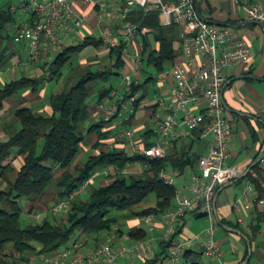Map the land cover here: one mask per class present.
Instances as JSON below:
<instances>
[{
    "label": "trees",
    "instance_id": "1",
    "mask_svg": "<svg viewBox=\"0 0 264 264\" xmlns=\"http://www.w3.org/2000/svg\"><path fill=\"white\" fill-rule=\"evenodd\" d=\"M12 22L11 17L0 12V28ZM126 22L136 25L141 34L143 29H149L148 33L141 35L142 72L147 74L148 80L144 83L134 81L129 90L127 86L124 90L125 100L140 94L134 104V113L125 121L131 126L148 94L145 87L158 83V76L175 63L178 56L175 43L180 39L184 41V29L176 23L162 25L159 10L147 11L141 6L133 8ZM103 44V39L87 37L58 53L53 61L39 64L45 70L41 78H23L0 89V109L7 98L28 89L38 92L45 84L60 81L67 69L74 68L73 58L87 47L99 48ZM126 48L125 40L111 47L113 65L109 71H86L78 74V77H66L64 89L50 98L52 115L38 113L26 105L15 109L14 121L6 128L7 138H0V264H30L33 258H53L73 239L77 243L83 242L84 246L92 241L99 246L100 242L106 240L105 236L113 234L116 229V233L123 236L124 224L120 219L126 216L143 220L142 225L129 232L134 240L142 241L148 237L145 224L151 215L160 217L176 208L177 186L165 183L162 174L171 168L184 174L187 169L199 167L203 154L195 145L201 146L203 143L201 131L194 132L189 149L187 146L180 151L176 148L175 152L164 158L149 159L130 153L125 148L104 150L100 141L109 138L110 132H104L103 129L117 118L111 122L102 117L99 122H93L91 118V84L100 80L107 82L112 76H122L126 66ZM150 68L155 69V74L147 72ZM114 92L113 87L103 88L99 93L101 104L105 99L115 98L112 95ZM17 123L21 124L19 128ZM93 133L99 136L95 145L98 152L78 160ZM148 134L154 135V131ZM152 145L146 142L144 147ZM19 158L24 161L21 168L15 165ZM136 163L143 165V172L128 173L129 167ZM107 168L115 170V175L104 176L115 178L112 183L102 186L98 176L87 192L72 202L64 218L55 216L51 211L55 204L66 199L94 174L104 172ZM59 170L65 171L57 176ZM252 170L255 175L250 173L245 180L254 185L258 203L264 200V168L258 163ZM52 194L55 195L49 198ZM41 203H45L44 209ZM149 203L154 204L147 206ZM39 213L41 215L36 218ZM193 213L196 216L199 214ZM254 216L255 230L260 231L264 227V205L262 208L256 207ZM220 225L226 226V222L220 219ZM169 246H164L166 251ZM248 256L247 253L246 259ZM206 257L204 250H189L183 264H207Z\"/></svg>",
    "mask_w": 264,
    "mask_h": 264
},
{
    "label": "crops",
    "instance_id": "2",
    "mask_svg": "<svg viewBox=\"0 0 264 264\" xmlns=\"http://www.w3.org/2000/svg\"><path fill=\"white\" fill-rule=\"evenodd\" d=\"M128 2L129 0H72V8L75 17L84 18L86 24L81 32H63L64 42L60 52H63L70 46L79 44L87 37H97L104 40L103 46L99 48L94 46L87 47L77 57L72 59L75 65L74 68L71 69V72L76 73V77H78V74L80 75L81 72H104L111 69L113 65L110 57L111 47L116 46L120 40L126 41L125 24L127 23V16L132 12L134 7L140 6L134 5L129 7ZM22 3L23 0H0V12L13 19L12 23H7L3 28H0V89H4L9 84L23 78H41L45 74L44 68L39 64H32V66L27 67V62L24 60L19 49L18 43H21L22 49H24L25 52L29 51L28 45L25 42L17 41L14 30L16 22L29 18V14L24 11ZM196 3L204 19L215 24L219 28L232 29L235 34V41L231 44V47L235 46L237 41L244 40L249 44L252 50L253 56L250 63L243 66H232L224 72L226 82L223 91V101L227 110V116L232 120L235 129V137L231 147L232 156L228 161V166L236 167L243 171L245 170L246 173L259 159L262 152L261 148L264 146V116L262 113L264 111V87L262 86L264 83V26L249 21L245 6L261 5L264 7V0H196ZM101 5L106 7V12L103 17L99 15ZM142 32V34L148 33L149 29H143ZM105 33H107V36H104ZM142 34L139 32L132 41H126L127 48L124 53L126 66L122 74V76L131 74L133 75L134 81L140 83H144L148 80L147 74L145 75L142 72L144 68L142 61L139 66L137 65V56L138 54L142 55L143 51ZM107 37L110 39L109 41L106 40ZM175 48L178 50V56L175 63L170 65L168 69L176 64H184L186 62L183 39L176 41ZM202 59L203 57H199L196 59V62L200 63ZM101 67L103 69H101ZM147 72L149 74H155L156 71L154 68H150ZM66 76L67 75L61 79L63 82L66 80ZM122 76H112L107 82L100 80L91 84V86H94V84L98 85L99 82L102 83V85H99L98 89L92 88L91 92L90 99L95 101L90 105L93 122H99L101 120L99 93L106 87H113L114 91H119V88L115 86V82L120 78L123 79L124 77ZM52 82L45 84L42 90L38 92L28 89L6 99L4 107L0 109L1 139L7 138L6 128L8 124L14 121L13 114L18 106L26 105L33 107L38 113L45 115L53 114V109L49 105L50 100L47 101L48 89L51 87ZM152 84L153 83L145 87L148 94L138 109L131 126L126 124L124 119H119L103 129L104 132H110L109 138L100 141V143L102 142L103 144L102 148L104 150H108L109 148H125L128 152L132 153L129 150L130 139L124 135L123 128H133L136 130L141 148L145 146L146 142L154 143L155 135H150L148 132L151 130L153 131L154 117L158 114L165 117L168 114L167 111L164 110V106L171 101V84L166 83L165 85H161L158 81V90L156 92H153L154 89L150 88ZM64 86L65 83H63L62 87L57 91L52 89L53 91L50 93L51 97L54 94H59L64 89ZM112 95H115L117 99L118 96L124 95V90L114 92ZM115 98L112 96V98L105 99L104 101L113 103ZM201 110V108L197 109L198 112ZM129 115V112H125L124 117H128ZM91 123L92 122H89L88 124ZM16 126L19 128L21 124L17 123ZM253 132L256 134V137H254ZM191 137L172 140L166 148V155L175 152L176 148H178L179 151L185 146L188 148ZM98 141V134L93 133L90 140L84 145L83 152L78 160H83L86 156L97 153L98 150L95 148V145ZM201 142H203L202 145H195V148L198 151H202L203 156H206L210 152L212 138H203ZM88 147L91 148L90 152ZM23 163V159L19 158L15 162V165L17 168H21ZM143 170V165L141 163H136L129 167L128 173L141 174ZM171 170L172 168L170 171ZM64 171L65 170H59L57 176L62 175ZM171 172H177L179 174L176 183L177 190H180L185 195H190L189 188L193 183L194 176L200 173V167L196 169H187L184 174H181L180 171H176L175 169ZM99 173L100 179L98 182H100L102 186L108 185L115 180V178L112 177H104L115 175V170L113 168H107L104 172ZM248 182L250 181L242 180L239 182L236 180L233 185L225 188L220 193L217 202V210L219 219L225 221L226 226H221L219 228L223 230V232L220 239L218 237L220 230H218L219 233L217 232V237L219 239H217L220 240L224 256L222 263L210 259V264H247L248 258L246 259V256L247 253L250 256V249L252 253L249 261L252 263V260L255 259V264H264V227H262L260 231L255 230L254 223L256 207L262 208L264 200L253 203L251 210L244 213L243 216H241V213L234 207L237 200L242 198V200H244ZM242 183L246 186L243 196H235L232 202H230L229 199L232 196L230 192L231 189ZM40 215L39 213L36 216L38 217ZM163 216H155V222L153 224L147 219L145 224L148 231V237L145 241L149 243L155 241V244L160 243L161 246L160 252L155 250L152 256H150V260H154L155 264H163L165 259L170 262V248L166 251L164 246L167 244L165 243L166 245H163V236L166 233ZM193 216L195 217L196 215L190 213L179 223L178 230H182L181 234L187 235V227ZM241 217L244 222H240ZM196 218L202 219L198 218V216H196ZM142 221L143 220L138 217H128V221L123 222L125 233L130 232L132 228L142 225ZM233 226H239L240 228H234ZM120 236L121 235L117 233H113L110 236L106 235L105 242L110 239L114 246H120L124 243ZM133 241L140 242L134 239ZM80 242H78L80 253H89L98 246V244L93 243V241L88 242L87 246H84L83 242ZM75 243L77 242L75 241L74 244ZM225 247L227 248L225 249ZM191 250H203V248L197 245L191 248ZM49 259L52 258H47V260L34 258L30 264H49ZM138 260L139 259H136V257L134 258L132 255L122 260L120 264H137Z\"/></svg>",
    "mask_w": 264,
    "mask_h": 264
},
{
    "label": "built area",
    "instance_id": "3",
    "mask_svg": "<svg viewBox=\"0 0 264 264\" xmlns=\"http://www.w3.org/2000/svg\"><path fill=\"white\" fill-rule=\"evenodd\" d=\"M91 1V0H85ZM23 9L29 14L27 20L15 23L17 39L28 45L30 63L41 64L52 61L63 46V32H81L85 19L75 17L72 0H23ZM129 7L140 5L147 11L159 10L162 25L179 24L184 29V46L186 62L176 64L158 76L161 85L171 84V101L164 106L167 115L158 114L153 119L155 141L149 148H141L135 129H128L124 135L130 139L129 150L149 159H161L166 156L169 143L177 138L191 137L195 131H201L203 138H212L210 152L200 160V173L195 175L189 191L190 195L176 192V208L164 214L166 233L163 241L170 246V263L183 264L186 253L194 246L200 245L207 257L223 262L224 252L217 232L220 225L215 204L218 190L226 184L237 180L245 170L228 166L231 159V147L235 137L232 120L227 116L223 101L225 88L224 72L232 66H243L251 62L252 50L249 44L240 40L235 46V34L230 28H219L204 19L197 7L196 0H129ZM249 21L264 26V7L261 5L245 6ZM106 7L101 5L100 16L103 17ZM126 41L136 37L139 28L131 23L125 24ZM108 33V32H107ZM107 33L104 36H107ZM107 41L110 39L107 37ZM203 57L202 62L196 59ZM142 56L138 54L137 65ZM133 75L125 74L124 83L128 90L133 85ZM140 94L125 100L118 96L113 103L100 104L99 111L103 120H128L125 112L134 113V104ZM201 108L200 112L197 109ZM264 116V111L262 112ZM259 164L264 168V146ZM250 173H253L251 170ZM255 175V173H253ZM100 173L94 174L70 195L55 204L51 211L67 215L72 202L85 194ZM177 172L166 171L162 178L168 185H176ZM254 185L248 182L244 200L235 203V209L241 213L251 210L257 201ZM208 212L209 226L200 234L185 236L179 233V223L190 213ZM155 221L154 217H150ZM148 219V220H149ZM150 221V220H149ZM240 222H244L240 218ZM180 237V239L178 238ZM131 237L124 236V243L112 246L105 243L87 255H75L79 247L73 244L57 253L49 262L54 264H120L130 256L142 257L147 252L153 254L150 243L133 244Z\"/></svg>",
    "mask_w": 264,
    "mask_h": 264
},
{
    "label": "rangeland",
    "instance_id": "4",
    "mask_svg": "<svg viewBox=\"0 0 264 264\" xmlns=\"http://www.w3.org/2000/svg\"><path fill=\"white\" fill-rule=\"evenodd\" d=\"M17 41L18 42H20V40L19 39H17ZM21 42H23V41H21ZM24 43V42H23ZM21 43H18V45H19V49H20V51H21V53H22V55H23V57H24V60L27 62V67H29V66H32V64L30 63V56H29V51L27 52H25V50L24 49H22V45H20ZM101 69H103L102 67H101ZM70 71V72H69ZM65 75H67L66 77L67 78H70V77H76L77 76V74L76 73H72L71 72V70L70 69H67L66 71H65ZM122 77H124V76H122ZM63 80H60V81H53L52 82V84H51V87L48 89V97H47V101H49L50 100V97H51V92L53 91V90H55V91H57L59 88H61L62 87V85H63ZM102 85V83L101 82H99V84L98 85H96V84H94V86H93V88L94 89H98L99 88V85ZM115 86H116V88L118 87L119 88V91H121V90H125V88H126V85H125V83H124V78L122 79V78H120L119 80H117L116 82H115ZM262 86L264 87V83L262 84ZM122 87V88H121ZM150 88L151 89H154L153 90V92H156L157 90H158V83H155V84H152V86H150ZM53 89V90H52ZM119 91H117V90H115V92H119ZM95 101H92L91 99H90V103H94ZM127 129L128 128H123V130H124V133L127 131ZM89 148V147H88ZM89 150V152L91 151V148H89L88 149ZM88 156H90V155H88ZM88 156H86V158H88ZM245 188H246V186H245V184L244 183H242V184H239V185H236V186H234L232 189H231V194H232V196H231V198L229 199V201L230 202H232V200L234 199V197L235 196H243V192H244V190H245ZM53 189H55V188H53ZM53 191V190H52ZM52 193H54V192H52ZM53 195H55V194H52V196H50L49 198H52L53 197ZM240 196V197H241ZM243 199V198H242ZM43 204V205H42ZM45 203H41V205H42V207L41 208H45V205H44ZM154 204V203H153ZM153 204H151V203H149V205H147V206H152ZM47 212V211H46ZM49 212V211H48ZM55 216L58 218V216H59V218H64V214H55ZM39 217V216H38ZM37 216H36V218H38ZM151 217H155L154 215H151ZM130 218V217H129ZM150 220V222H152L151 221V219H149ZM120 221L123 223V222H126V221H128V216H126V217H121V219H120ZM155 221H153L152 222V224L154 223ZM151 224V223H150ZM193 225V226H192ZM209 226V220H208V218L206 217V218H202V219H197L196 218V216L194 217H192V219L190 220V223H189V225H188V227H187V235L186 236H193V235H197V234H200V233H202L204 230H205V228H207ZM221 227V225H219V228ZM218 228V230H220V233H219V235H218V237L221 239V235H222V232H223V230H221V229H219ZM116 231H117V229H116ZM116 231L114 232V233H116ZM217 233V234H218ZM118 234V233H117ZM129 235L130 236V234H129V232L128 233H124L123 234V236H120V238H122L123 239V241H124V236L125 235ZM110 236V235H109ZM131 237V236H130ZM217 237V238H218ZM179 239H180V237H178ZM218 238V239H219ZM220 241V240H219ZM74 242H75V239H73L66 247H64L63 249H66V248H68V247H71L73 244H74ZM131 242H133V244H138V243H140V244H144L145 246H146V244L145 243H149L148 241H145V240H142V241H140V242H135V241H133V239H132V237H131V241H130V243ZM105 243H109V244H111L112 246H114L113 244H112V241L110 240V239H108V241H106L105 242V240L104 241H102V242H100L99 243V246L100 245H102V244H105ZM150 245H151V247H152V249H153V251H159L160 252V250H161V246H160V243H156L155 244V241L154 242H152V243H150ZM99 246H97V247H99ZM115 247H117V246H115ZM227 247H225V249H226ZM80 249V248H79ZM79 249L76 251V254L75 255H79V256H84V255H87L88 253H80L79 252ZM95 250V249H94ZM150 256H152V254L151 253H149V252H147L146 254H144L142 257H138L137 255L136 256H134V258L136 257V259H139L138 260V262H137V264H146L147 262H149L150 264H155V262H152V261H150ZM207 258V260H206V263L207 264H210V259L211 258H209V257H206ZM34 259V258H33ZM212 260V259H211ZM256 263V261H255V259H253L252 260V263L251 264H255ZM23 264H29V262H26V263H23ZM49 264H54L53 262H50ZM163 264H171L170 262H168V261H166V259H165V261H164V263Z\"/></svg>",
    "mask_w": 264,
    "mask_h": 264
},
{
    "label": "water",
    "instance_id": "5",
    "mask_svg": "<svg viewBox=\"0 0 264 264\" xmlns=\"http://www.w3.org/2000/svg\"><path fill=\"white\" fill-rule=\"evenodd\" d=\"M261 156H262V154L260 155L259 159L255 162V164H254L253 166H255V165H257V164L259 163V160H260ZM253 166H252L251 168H249V169L247 170V172H246L244 175H242L240 178H238L237 181L245 180V179L247 178V176L250 174V172H251ZM235 181H236V180H235ZM235 181L230 182V183L226 184L225 186H222V187L218 190V192H217V196H216V201H215L216 206H217V202H218V199H219L220 193H221L225 188L229 187L230 185H233ZM207 216H208V212H207V211L199 212V214H198V218H206ZM251 253H252V250L250 249V256L248 257L247 262H249V260H250V258H251Z\"/></svg>",
    "mask_w": 264,
    "mask_h": 264
}]
</instances>
